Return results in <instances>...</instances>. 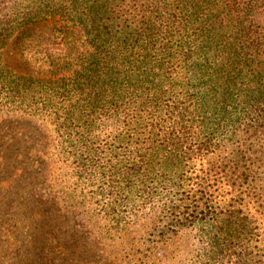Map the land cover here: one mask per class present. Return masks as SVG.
<instances>
[{
  "label": "trees",
  "instance_id": "obj_1",
  "mask_svg": "<svg viewBox=\"0 0 264 264\" xmlns=\"http://www.w3.org/2000/svg\"><path fill=\"white\" fill-rule=\"evenodd\" d=\"M51 2L0 0L7 6L0 8V49L25 26L58 18L65 27H84L83 51L76 58L70 50L47 55L50 94L42 108L16 99L0 103V115L48 119L59 137L76 134L86 145L98 130L109 143V158L100 164L79 157L78 172H107L105 182L133 199L131 206L140 199L144 208L151 205L146 179L172 188L167 203L152 211L164 228L157 243L195 222H210L221 240V261L226 256L227 264H246L254 253L253 263L264 264V239L252 231L249 216L250 172L241 168L246 150L234 146L239 126L246 133L264 129V106L236 116L239 100L253 99L238 80L253 65L264 73V0H83L81 12L72 9L79 0H54L61 13ZM63 29H55L56 44L67 49L73 44L65 43ZM30 79L11 73L0 55V87L27 91ZM225 147L229 164L209 165L206 160ZM33 211L55 222L46 210ZM33 230L42 248L51 241L50 249L70 250L60 243L59 226L39 223Z\"/></svg>",
  "mask_w": 264,
  "mask_h": 264
},
{
  "label": "rangeland",
  "instance_id": "obj_2",
  "mask_svg": "<svg viewBox=\"0 0 264 264\" xmlns=\"http://www.w3.org/2000/svg\"><path fill=\"white\" fill-rule=\"evenodd\" d=\"M79 2V8L72 9L81 12L83 0ZM51 4L53 9L54 0ZM6 7L5 3L0 8ZM53 10L61 13L64 9ZM57 28H64L62 32L69 37L65 43L73 45L65 49L56 44ZM83 28L79 24L65 27L54 18L15 32L0 49L1 62L11 73L31 79L27 81V91L17 93L0 87V103L6 105L20 99L27 106L33 103L42 108L47 104V81L51 78L47 55L70 50L76 58L84 47ZM25 31L27 35L20 37ZM252 68L254 71L243 74L238 83L240 90L247 91L253 99H240L236 116L264 106L263 68ZM256 74L258 77H254ZM67 75L68 72L61 73ZM20 117L11 111L0 115V166L9 167L0 172V264H227L226 256L221 261L217 253L221 240L216 226L210 222H195L176 236L166 234L169 238L157 243L164 228L152 218V211L171 198L167 194L172 189L169 184L155 177L146 179L154 195L151 205L144 208L141 199L131 206L133 199L117 195L119 190L105 182L107 172H78L79 157L97 159L100 164L109 158L108 145L105 146L109 143L101 141L98 130L93 131L86 145L76 134L59 137L57 127L51 126L48 119L26 122ZM243 128L239 126L234 146L238 151L246 150L241 168L250 172L248 188L254 198L249 215L251 227L264 239V129L259 127L246 133ZM228 149H221L219 156L206 161L211 166L229 164ZM33 210L41 214L46 210L44 214L55 222L37 219ZM39 223L59 226L60 243L63 239L70 250L64 251L55 244V249H50L51 241L42 248V237L33 230ZM252 238L251 241L256 239ZM252 243L251 248L256 242ZM39 244L41 247L37 248ZM149 246L153 248L148 249ZM248 257L251 260L246 264H254V253Z\"/></svg>",
  "mask_w": 264,
  "mask_h": 264
}]
</instances>
